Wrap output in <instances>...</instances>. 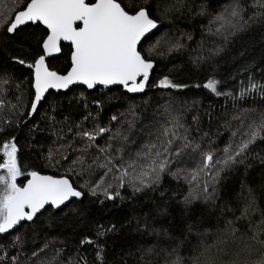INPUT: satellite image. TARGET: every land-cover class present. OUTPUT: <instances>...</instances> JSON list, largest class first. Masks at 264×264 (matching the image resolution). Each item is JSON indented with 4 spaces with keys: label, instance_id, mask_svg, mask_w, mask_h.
<instances>
[{
    "label": "snow or ice",
    "instance_id": "obj_1",
    "mask_svg": "<svg viewBox=\"0 0 264 264\" xmlns=\"http://www.w3.org/2000/svg\"><path fill=\"white\" fill-rule=\"evenodd\" d=\"M185 9L207 20L200 29L201 41L190 50L189 58L194 67L210 71L202 86H193L226 102L231 100V108L225 104L222 111L215 112L210 104L201 113L199 98L179 94L190 86L173 75L177 65L167 71L161 66L152 83L157 64L170 61L173 53L187 51L184 38L193 39L184 32L177 36L164 23ZM255 29H264V0H207V4L196 0H0V35L9 37L16 49L0 67V112L8 109L7 119L0 118V129L21 128L39 110L50 89L59 94L74 85L87 89L115 85L130 101L120 115L128 117L122 123L131 130L138 126L140 105L126 94H143L149 86L166 93L155 100L153 117L143 126L144 135L135 140L122 128L115 132L106 127L84 129L91 113L65 132L69 117L56 120L53 99L52 114L46 111L41 117L53 137L47 154L41 153L43 167L33 164L26 173L19 161L17 137L0 141V264H264V184L258 193L247 179L250 161L259 159L264 168V147H259L264 145V67L254 70L250 63H239L246 57L244 49L233 56L236 63L227 77L217 74V60L236 37ZM61 42L70 44L63 69L48 63L62 52ZM17 65L30 70L22 80L15 74ZM13 85L17 93L14 103L7 100ZM80 98L87 109L83 93L69 97V103ZM241 101L248 106L241 107ZM153 102L141 103L151 106ZM118 120L113 115L110 123ZM36 131H44L40 121L28 129L29 136ZM69 134L72 140L63 143ZM102 135L108 136L103 145L96 143ZM165 175L188 186L179 198L185 215L178 228L157 227L156 217L144 212L125 225L139 238L119 250L107 243L109 234L118 229L102 224H94L95 239L84 232L74 245L75 252L66 258L68 250L56 247L55 236L37 246L39 233L31 226L43 211L52 210L42 222L61 210V220L84 221L91 214L90 205L83 204L85 189L93 200L115 204L117 199L125 200L123 190L131 191L129 201L146 190L156 191ZM233 175L238 188L235 181L224 183ZM20 177L25 181L22 185ZM165 195L160 193L161 199ZM172 198H177L175 193ZM195 201L202 202L203 208L193 218ZM166 213L163 208L157 215ZM22 223L25 228L16 231ZM85 247L94 252L91 260L89 253L81 251Z\"/></svg>",
    "mask_w": 264,
    "mask_h": 264
},
{
    "label": "trees",
    "instance_id": "obj_2",
    "mask_svg": "<svg viewBox=\"0 0 264 264\" xmlns=\"http://www.w3.org/2000/svg\"><path fill=\"white\" fill-rule=\"evenodd\" d=\"M18 2V0H17ZM207 3V0H206ZM172 24L180 28L184 32H187L193 36L191 40L193 45H196L201 41V26L206 23L204 18L194 16L191 12H178L174 13L173 16L169 17ZM147 43V42H146ZM246 49V57L239 63H250L251 67L255 70L258 67H264V29H255L248 33H242L236 37L231 43L229 51L223 56V58L217 60L219 65L217 74L227 77L233 70L236 62L233 61V56L236 55L240 50ZM16 53V49L11 45L10 38L7 36L0 35V67H3L10 61L11 55ZM70 56V46L62 44V52L60 55L52 60H48L49 65L63 69L68 63ZM189 54L186 52H176L171 54L170 61L163 60L157 64V71L153 72L152 83H155L156 77L160 74L159 69L161 66L164 71L173 65H177L173 75L190 87L187 89L180 90V95L187 99L199 98L202 101V107L200 112L203 113L204 109L208 108L210 104L215 106V112L222 111V106L227 104L231 108L232 101L227 102L223 97H213L207 93L202 87L196 88L193 85L199 83L201 86L204 82V76L210 69H199L193 66L189 58ZM30 70L24 66H15V74L22 80L24 77L29 75ZM256 79L260 80V73H256ZM122 89L120 87H114L105 89L103 86L96 87L95 89L88 91L84 87L75 86L71 90L66 92L49 91L46 94V98L42 101L39 106V110L29 120H25L22 127L17 129L15 127L0 129V141L6 137L15 135L18 140L20 148L19 161L22 170L26 173L33 164H38L43 167L44 161L40 159L41 153L46 155L48 145L52 141L53 137L49 134L47 122L41 119L42 114L46 111L51 113L50 102L55 99L56 101V120L63 121L64 117H69L68 124L64 126V131L67 132L68 126H74L76 122L81 121L84 116L91 113V117H95L102 124L110 122V118L116 115V111L122 106L123 102L126 101L124 96H121ZM80 93H83L84 97H87V109L85 108V100L83 98L73 99L71 104L69 103V97H79ZM162 93L156 89L147 88L143 94L129 95L133 99H144L151 98L149 96H156ZM17 93L13 91L8 95L7 100L15 102V95ZM93 99L102 102L101 106L93 104ZM251 99V98H249ZM257 100L259 97L256 98ZM241 107H247L243 101L240 102ZM27 106H30L27 105ZM26 116V113H25ZM7 119L4 117H0ZM15 120V118L13 117ZM207 117L204 116V124H207ZM40 121V127L44 129L43 132L36 131L29 136L28 129ZM100 143V142H97ZM31 145V147L29 146ZM40 145H43L41 148ZM259 147H264L260 145ZM258 149H253L257 151ZM264 155V153H262ZM252 167L249 169L247 179L252 183V186L256 188L257 192H260V186L264 184V177L261 173H264V168L260 166V160L256 159L250 161ZM27 166V167H25ZM52 171V170H48ZM243 172V169H241ZM19 183H24V178H18ZM235 181V186L239 187V182L236 176H228L224 183H232ZM187 185L183 182H178L175 178L170 175H165L162 178V183L157 186L156 191L146 190L142 194H136V196L129 201L127 197L132 196L130 190H123L122 195L125 200L121 201L117 199L115 204L112 201H105L101 204L98 200H93L89 197L88 192L84 191L83 204L90 205L91 214L85 218L84 221H80L73 218L61 220V212H55L51 220L44 221V218L52 212L51 209L43 211L41 216L37 218V224L31 227H36L39 233V243H42L45 238L55 236L58 238L56 247L66 248L68 251L65 252V258L69 252H75L74 245L78 244L79 239L82 238L84 232H88L93 239L94 224H102L105 227L115 225L118 231L111 233L108 236L107 243L109 248L113 245L119 250L122 246L128 242L138 239V235L132 232L130 227L125 226L126 222L133 216H143L144 212H151L156 217V226L162 229H175L181 224V221L185 215L183 211V205L179 202V198L187 193ZM166 193L161 199L160 193ZM173 193L176 194V199H173ZM264 203V199L261 201ZM167 208V213L163 215H157L159 209ZM203 208V204L200 201H195L191 205V212L193 218L198 215L200 210ZM143 210V211H141ZM151 219V217H150ZM135 220L132 221V227H135ZM25 228V224H21L16 231H22ZM15 233H13L14 235ZM28 236H31V232H28ZM163 238V237H161ZM7 240L8 237H3ZM103 242V240L101 241ZM84 253H89V259H92L94 252L91 248L85 247L81 250Z\"/></svg>",
    "mask_w": 264,
    "mask_h": 264
},
{
    "label": "rangeland",
    "instance_id": "obj_3",
    "mask_svg": "<svg viewBox=\"0 0 264 264\" xmlns=\"http://www.w3.org/2000/svg\"><path fill=\"white\" fill-rule=\"evenodd\" d=\"M18 3H19V0H18ZM196 3L197 4H201V3L207 4L206 0H196ZM186 11H188V10L185 9L183 12H186ZM204 21L207 23V20L205 18H204ZM164 23H165L166 26L167 25H171L173 27V29L175 30V33H176L177 36H179L181 32H184L183 30H180V28H178L174 24H172L170 19L164 21ZM184 33H187V32H184ZM184 43L186 44L187 49H188L187 51H184V52H186V53H188L190 55V54H192L190 50L191 49H195L199 42L196 45H193V42L191 40H187V38L185 37L184 38ZM210 43H211V41H209V44ZM162 94L166 95V93H159L156 96H149L151 98L133 99V101L138 103L140 106H139V111L137 113V116L139 117V119H137V121H136V124L138 126L137 127H133L131 130L128 129V125L126 123H122L128 117H123V116L120 115L121 113H124L126 111V109L128 107V104L130 102L129 100L124 101L122 106L119 108V110L116 111V116L119 117L118 121H113L111 123L107 122L106 124H102V122H100L95 117H90V119L83 125V127L86 130H91V129L96 128V127H106V128H110L112 130V132H115L117 128H122V130L125 131L132 138V140H135L138 135H144V131H142L143 126L148 124L149 121L152 119V117H153V109L156 107L155 100L158 99ZM145 100H153L154 102L151 104V106H145L144 104L141 103L142 101H145ZM7 113H8V109H4L2 112H0V117L6 118L7 117ZM192 114H195V113H192ZM145 116H147V119H144ZM187 119L189 121H191V115H189L187 117ZM141 121H142V123H141ZM205 125H207V124H205ZM213 130H215V125H213ZM221 132H223V129H221ZM109 135H111V132L109 133ZM107 139H108L107 135H102V138L101 137L97 138L96 143L100 142L98 144L103 145ZM224 139H227V136H225ZM68 140H72V135L71 134H69L67 136L66 140H64L63 143L66 144ZM131 142L132 141L129 140V144H131ZM141 143H143V141H141ZM75 146L79 147V144L77 143ZM117 146H118V142H117ZM137 147H139V145H137ZM133 151H134V149H133ZM46 154H47V152H46ZM71 159H72V156H69V162L71 161ZM171 177L174 178L173 176H171ZM97 179H98V177H97ZM187 189H188V186H187ZM84 191L87 192L86 189Z\"/></svg>",
    "mask_w": 264,
    "mask_h": 264
},
{
    "label": "water",
    "instance_id": "obj_4",
    "mask_svg": "<svg viewBox=\"0 0 264 264\" xmlns=\"http://www.w3.org/2000/svg\"><path fill=\"white\" fill-rule=\"evenodd\" d=\"M61 44H64V45H69L70 46V44H69V42H61ZM60 55V53H57V54H55V56H54V58H49L48 60H52V59H55V58H57L58 56ZM75 86H80V85H74V86H70V89L72 88V87H75ZM80 87H84V86H80ZM97 87H99V86H97ZM114 87H119V86H115V85H113V86H109L108 88H106V89H110V88H114ZM84 88H86V87H84ZM87 89V88H86ZM88 91H91V90H93V89H87ZM49 91H55V92H57V90H55V89H50ZM48 91V92H49ZM66 91H68L67 89H65V90H59V92H66ZM123 91V90H122ZM47 92V93H48ZM46 93V94H47ZM129 95H138V94H129ZM31 118V117H30ZM30 118H27V120H29ZM25 182V181H24Z\"/></svg>",
    "mask_w": 264,
    "mask_h": 264
}]
</instances>
